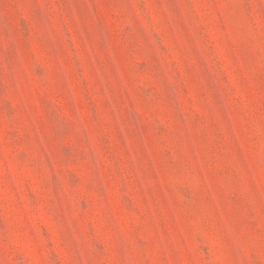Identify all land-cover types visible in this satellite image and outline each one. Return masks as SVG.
<instances>
[{"label":"rangeland","instance_id":"374dc122","mask_svg":"<svg viewBox=\"0 0 264 264\" xmlns=\"http://www.w3.org/2000/svg\"><path fill=\"white\" fill-rule=\"evenodd\" d=\"M0 264H264V0H0Z\"/></svg>","mask_w":264,"mask_h":264}]
</instances>
